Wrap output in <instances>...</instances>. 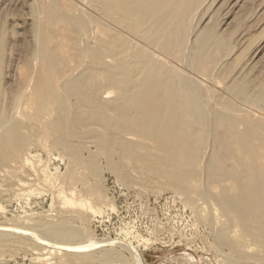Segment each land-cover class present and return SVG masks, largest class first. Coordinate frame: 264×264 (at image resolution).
Here are the masks:
<instances>
[{"label": "rangeland", "instance_id": "rangeland-1", "mask_svg": "<svg viewBox=\"0 0 264 264\" xmlns=\"http://www.w3.org/2000/svg\"><path fill=\"white\" fill-rule=\"evenodd\" d=\"M49 1L0 0V90L5 99L2 101L3 108L18 92L24 64L28 62L31 65L32 62L34 68L40 65V60L28 51L36 46V26L38 20H46L43 9ZM91 1L79 0L77 3L81 5L80 9L87 11ZM192 5L185 23L187 38L181 62L169 57L166 61V57L162 56V61L166 59L164 66L173 67L180 80L184 81L186 77L185 80L188 79L193 87L195 85L197 91H204L203 116L209 127L215 128L214 114L217 112L264 122L261 120L264 119L262 100L249 103L236 98L234 102L238 110L229 109L226 103L231 97L228 88L239 79L247 77L251 82H248L250 90L251 87L257 89L264 82V0H196ZM93 13L91 15H97ZM85 17L89 20L90 16ZM88 28L80 30L78 35L85 38L84 42L95 43L98 31L94 25ZM212 28L215 34L226 39V44L220 45L217 56V61H220L211 66L210 73L204 74L194 68L196 64L191 59L195 60L198 55V40L213 37ZM93 29H96L94 33ZM154 48L150 50L156 51ZM82 61L79 59L67 75L75 76L77 72H82L86 66L81 64L86 63ZM169 61L171 64H168ZM107 62L111 63V59L107 58ZM198 70L203 74H199ZM32 81L27 82L25 93L30 94V89L33 91L35 82ZM60 90L59 95L66 106V121H63L66 126L62 124L59 135L46 133L47 136H43V126L53 122L54 103L31 110L32 106L21 98L10 107L11 119L21 122L28 129L29 148L27 146L21 157L15 158L17 161L14 157L9 158L10 161L1 159L0 228L3 230H0V264H264L261 240L243 235L242 228L232 221V215L223 212L215 199L207 198L194 188H184L185 184L174 177L181 174V164L167 160L164 166L171 168L168 171L173 176L158 177L150 172L149 167L141 165L143 158L153 163L157 159H166L167 150L128 132L124 134V141L136 145H133L132 153H129L130 149L121 153L116 146L112 151L107 142L100 139L104 133L101 127L94 129L96 133H101L99 137L85 130L76 131L73 110L76 99L66 95L62 88ZM116 92L104 88L101 99H115ZM204 102H208L206 105L209 106ZM21 115L24 117L20 118ZM74 131L75 134L78 132L77 135H73ZM57 138L63 140L56 144ZM213 145V139L208 138L206 149L202 151L207 155L201 159L203 164L208 162ZM201 173L202 183H205V170L202 169ZM57 227L67 229L66 235H49L48 232Z\"/></svg>", "mask_w": 264, "mask_h": 264}, {"label": "bare ground", "instance_id": "bare-ground-1", "mask_svg": "<svg viewBox=\"0 0 264 264\" xmlns=\"http://www.w3.org/2000/svg\"><path fill=\"white\" fill-rule=\"evenodd\" d=\"M77 2L79 3V0H50L44 5L45 7L43 6L47 18L44 22L38 20L36 43H34L36 46L28 51L40 60V65L34 68L31 66V61V65L28 62L24 64L22 74H19L21 80L19 79L18 92L13 98L11 93V99L8 103L6 101L5 108H3L4 102L2 103L5 101L4 94L0 90V162L1 159L11 160V157L17 161V157L28 146L29 138L26 132L28 129L26 130L21 122L11 119V105L21 98L32 106L31 110L45 108L54 103L55 110H52L54 116L51 115L54 119L45 126L43 123L45 131L43 136L46 137V133L59 135L62 126H66L65 123L63 124L66 106L59 95L62 88L66 95L76 99L73 107L76 131L85 130L93 135L96 133L95 127H101L104 133H100L102 137L100 139L105 140L112 151L116 146L121 153L127 149L132 153L135 148L133 145L136 144H127L128 142L124 141V134L128 132L135 134L138 139L154 142L160 149L167 150L166 159H157L153 163L143 158L142 166L149 167L150 172L157 174L158 177V175L173 176L168 171L170 167L167 169L164 166L167 160L181 164L182 167L179 168L181 174L174 177L185 184L184 188H194L207 198L215 199L223 212L232 215V221L242 228L243 235L261 240L264 246V122L251 118L239 119L217 112L214 114L215 128L209 127V122L203 116L204 91H197L194 84L193 87L188 79L185 80L186 77L184 81L180 80L173 72V67L170 69L168 65L166 67L163 64L167 57L181 62L182 50L187 38L185 23L190 6L196 0L194 2L191 0H92L87 11L80 9L81 5L78 6ZM39 7L37 8L40 9ZM93 12L97 15H91ZM85 16L87 18L90 16L89 20H86ZM90 25H94L98 31L96 42L93 40L95 43H90L88 38V41L84 42L85 38L82 39L78 35L80 30H86ZM96 29H93V33ZM210 32L213 37L200 38L198 55L195 60L190 58L196 64L194 68L204 74L210 73L211 66L220 61V59L217 61L220 45L226 44L224 43L226 39L215 34L213 28ZM151 47L157 50L152 52ZM162 56L166 57L163 61ZM107 58L111 59V63L107 62ZM79 59L86 62H80L86 64L84 70L77 72L75 76L67 75L75 68H73L74 64H78ZM214 70L216 71V67ZM201 72L199 74H203ZM247 79L246 77L243 80L233 81L235 83L228 88L231 97L226 103L229 109H239L234 102L236 98L238 101L241 99L240 101L249 103L257 99L264 102V82H259L261 85L257 87L258 90L252 87L250 90L248 85L250 80ZM31 80L35 82L33 91L30 89L32 87H28L31 93L26 92V94L24 90H27V82ZM104 88L117 91V97L112 100H102L101 94ZM23 115L20 118L24 117ZM70 118L72 119L71 116ZM42 121L44 122V119ZM76 131L73 135H77ZM100 134L96 133L93 136L99 137ZM73 135L69 137L74 138ZM208 138L213 139L214 148L208 162L203 164L201 159L206 154L204 155L205 152L202 151L206 147ZM60 140L57 138L56 144H59ZM202 169L205 170L204 176H207L205 183H202V173H204H201ZM65 232L67 229L57 227L48 233L62 237L66 235Z\"/></svg>", "mask_w": 264, "mask_h": 264}]
</instances>
